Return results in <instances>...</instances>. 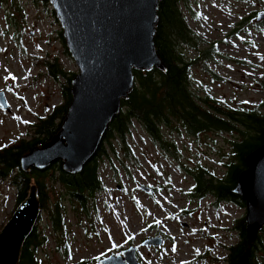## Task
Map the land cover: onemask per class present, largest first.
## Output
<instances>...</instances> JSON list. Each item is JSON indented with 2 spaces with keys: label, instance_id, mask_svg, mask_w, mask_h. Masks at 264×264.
Segmentation results:
<instances>
[{
  "label": "rangeland",
  "instance_id": "obj_1",
  "mask_svg": "<svg viewBox=\"0 0 264 264\" xmlns=\"http://www.w3.org/2000/svg\"><path fill=\"white\" fill-rule=\"evenodd\" d=\"M20 1L24 17L21 11L8 17L11 13L0 7V92L9 105V109L0 105V149L30 138L33 125L62 103L59 81L44 64L48 58L57 55L67 71L78 72L58 39L62 27L51 4ZM188 4L180 2L179 7L199 45H216L214 59L205 61L215 78L201 61L191 69L197 95L208 94L224 107L264 111V22L260 28L254 24L255 13L264 10V0H189ZM191 9L195 14H190ZM250 16V29L236 33L239 23ZM188 52L196 57L193 49ZM130 129L131 154L126 156L117 142V155L111 152L112 161H102V190L88 201V212L74 206L64 187L51 186L49 206L54 207L59 199L66 205V232L63 236L54 230L48 211H42L38 232L48 235L38 251L42 264L82 260L99 264L103 257L132 245L142 264H227L225 245L237 241L230 229L235 220L246 216L247 208L232 203L217 208L212 195L190 198L194 180L180 163L202 164L222 177L226 167L221 161L227 160L223 154L231 152L228 141L234 135L216 130L198 137L173 132L176 149L172 145L169 152L155 144L137 121ZM164 132L169 134L167 128ZM46 180L52 185L49 176ZM17 207L16 187L10 179L0 178V232ZM156 234L160 236L153 237L164 242L143 245Z\"/></svg>",
  "mask_w": 264,
  "mask_h": 264
},
{
  "label": "trees",
  "instance_id": "obj_2",
  "mask_svg": "<svg viewBox=\"0 0 264 264\" xmlns=\"http://www.w3.org/2000/svg\"><path fill=\"white\" fill-rule=\"evenodd\" d=\"M33 1L44 3L46 6L50 5L49 0ZM181 1H185L186 5L190 6L189 0H161L160 2V19L155 45L167 67L166 72L159 68L149 71L134 70L136 84L133 91L128 99L123 100L122 110L109 124L94 157L78 173L66 171L62 161H57L43 170L32 167L26 172L21 168L20 162L24 155L34 147L48 143L61 131L72 101L71 81L76 73L67 71L57 55L45 61L48 73L59 81L62 103L33 125L34 132L30 138L0 149V178L10 179L16 187L18 206L28 197L31 186L36 185L42 210L48 211L54 230L61 232V235L64 236L66 232L64 216L67 209L63 199H59L54 207L49 206L51 186L54 187L57 183L64 187L74 206L78 204L80 210L88 212V201L102 190L100 178L102 161L105 159L112 161L111 152L117 155V142L125 149L126 156L131 154L128 136L134 121H137L153 142L165 151L171 150L172 145L176 149L173 132L180 135L185 132L196 137L208 130L233 134L234 138L228 141L231 152L223 154L227 160L221 161V164L226 167L222 177L217 176L215 172L202 164L191 167L180 163V168L194 180L189 190L190 198L201 200L212 195L213 204L217 208L221 203H232L247 208L246 200L234 189L240 174L247 168L248 155L264 144V111L260 107L256 109L224 107L219 105L218 99L208 94L205 97L197 95L191 69L201 61L203 69L211 72L215 78L214 71L203 59L214 58L216 45L209 48H202L199 45V41L182 15L179 7ZM0 7L6 8L11 13L8 17L14 11H21L24 17L25 7L20 0H0ZM53 12L56 14L54 10ZM191 12L194 13V10L191 9ZM239 25L248 31L252 25L251 18L244 19ZM255 26L262 27L261 23ZM58 39L64 46V53L70 57L62 29L58 30ZM186 48L199 50L200 57H190ZM261 106L264 108V102ZM166 128L170 135L165 134ZM113 167L116 168L114 164ZM47 176L52 185L48 184ZM38 224L25 241L20 264H42L38 251L48 241V235L38 232ZM230 230L235 232L237 241L228 246L225 245L228 252L224 260L227 264H239L248 248L246 216L235 220ZM263 231L264 228L252 245L249 264H264ZM66 247L68 250V246ZM71 264H90V262L82 260Z\"/></svg>",
  "mask_w": 264,
  "mask_h": 264
},
{
  "label": "water",
  "instance_id": "obj_3",
  "mask_svg": "<svg viewBox=\"0 0 264 264\" xmlns=\"http://www.w3.org/2000/svg\"><path fill=\"white\" fill-rule=\"evenodd\" d=\"M161 0H49L63 30L78 72L71 81L72 101L61 131L21 158V168L43 170L57 161L70 173L81 172L98 151L105 132L122 110L136 84L134 70L167 67L157 52L155 36ZM264 19V11L258 21ZM0 105L9 109L3 91ZM149 191V188L143 187ZM235 192L247 203L248 248L239 264H249L250 250L264 228V144L247 157ZM37 186L18 206L0 232V264H20L23 246L42 215ZM149 237L145 246H158ZM99 264H141L137 247L111 254Z\"/></svg>",
  "mask_w": 264,
  "mask_h": 264
},
{
  "label": "flooded vegetation",
  "instance_id": "obj_4",
  "mask_svg": "<svg viewBox=\"0 0 264 264\" xmlns=\"http://www.w3.org/2000/svg\"><path fill=\"white\" fill-rule=\"evenodd\" d=\"M181 2H184V4H185V1H181ZM186 6V5H185ZM187 7V6H186ZM264 11V10H263ZM262 11V12H263ZM192 12H191V10H190V14H191ZM261 13V11L260 12H256L255 13V15H254V17L256 16V22L254 23V24H258V23H261V22H264V20H260V21H258V16H259V14ZM251 17V16H250ZM247 18V17H246ZM251 20H252V17H251ZM244 28H243V26L242 25H240V26H238V28H237V32L236 33H239V32H241L242 30H243ZM193 51H195L196 52V57L198 56V57H200V51L199 50H193ZM206 59L207 58H205V59H203V60H205L206 61ZM214 58H210V59H208L207 61H212ZM149 191L150 192H152V188H150L149 187ZM149 192V193H150ZM153 236H160L159 234H156V235H150L149 237H153ZM148 237V238H149ZM147 239V238H146ZM162 240V242H164V239L162 238L161 239ZM128 247H130V246H128ZM126 248H124V249H122L118 254H122V252H123V250H125ZM138 255V254H137ZM104 258V257H103Z\"/></svg>",
  "mask_w": 264,
  "mask_h": 264
},
{
  "label": "snow or ice",
  "instance_id": "obj_5",
  "mask_svg": "<svg viewBox=\"0 0 264 264\" xmlns=\"http://www.w3.org/2000/svg\"><path fill=\"white\" fill-rule=\"evenodd\" d=\"M25 123H28V122H27V121H25ZM157 223H159V221H158Z\"/></svg>",
  "mask_w": 264,
  "mask_h": 264
}]
</instances>
